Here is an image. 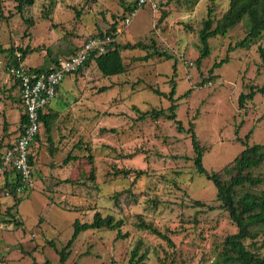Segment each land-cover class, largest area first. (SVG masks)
<instances>
[{"label": "rangeland", "instance_id": "rangeland-1", "mask_svg": "<svg viewBox=\"0 0 264 264\" xmlns=\"http://www.w3.org/2000/svg\"><path fill=\"white\" fill-rule=\"evenodd\" d=\"M134 1L36 0L20 13L16 0H0V155L13 142L23 113L12 74L15 59L21 58L19 49H35L23 61L25 66L50 65L54 56L76 50L113 23L121 27L129 14L125 7ZM155 2L156 8L143 5L118 36L122 43L149 45L123 49L125 73L105 76L93 62L62 81L52 102V111L59 115L49 134L42 123L35 144L29 189L20 193L23 200L13 212L6 208L15 197H3L0 203V258L9 264H129L139 242L148 253L140 264H213L226 236L237 231L216 200L213 182L196 170L191 135L177 125L187 130L194 123L210 171L222 172L245 148L238 138L245 139L251 130L249 143L264 144V94L239 107V97L250 85L264 86V60L258 50L264 47V34L250 47L229 52V45L247 33L244 21L227 35L211 38V54L198 66L202 21L209 8L220 19L230 0ZM164 12L167 16L160 20ZM150 45L164 52L162 57L153 53L141 59L153 52ZM227 54L229 61L210 80L212 65ZM171 95L177 103L176 120L142 117L153 108H168ZM69 154L79 159L65 163ZM123 169L130 174H117ZM138 171L143 174L136 177ZM254 172L264 174V164ZM195 200L213 208L198 206ZM96 212L123 220L128 237L90 228L67 248L75 220L90 222ZM140 218L167 232L174 245L141 229ZM245 243L264 256V235ZM64 249L69 255L63 261Z\"/></svg>", "mask_w": 264, "mask_h": 264}, {"label": "trees", "instance_id": "trees-1", "mask_svg": "<svg viewBox=\"0 0 264 264\" xmlns=\"http://www.w3.org/2000/svg\"><path fill=\"white\" fill-rule=\"evenodd\" d=\"M16 1V8L17 11L20 13H23L26 7L32 6L36 2V0ZM142 6L140 5L139 0H136L134 1V3L127 5L125 7V10H127L129 14L122 18L123 20L121 25L123 24L124 20L132 14V12H134L136 9H140ZM0 15H3L1 7ZM165 16H167V13H162L160 20H162ZM244 21L246 22V25L248 27L247 33L241 40L229 45V52L238 48L250 47V45L256 43L257 40L260 39L261 36L264 34V0H230L229 8L220 19H216L213 16V9L209 8L207 17L202 21V27L199 31V39L202 54L196 61L198 66L201 65L202 58L211 54V47L209 45V40L211 38H216L220 35H227L232 28ZM187 27L190 30L193 29L190 26ZM118 28L119 25L117 22H115L113 23L110 29H108L104 33L101 32L100 34L95 36L100 37L109 35L114 37V40L107 45V50L104 53L99 54L95 51L91 52L88 55V58L86 59L84 64L79 67L75 72L82 73L85 68L89 67L94 62L105 76L122 74L125 73L127 69V66L122 56L123 49L149 48L148 44L141 41L135 43L119 42L117 39L120 34H116ZM86 41H84L76 50L68 52V54L65 56H61V54L58 57L54 56L51 60L52 64L43 67L25 66L23 64V61L26 59L27 55L35 51V49L30 48L29 46L21 48L19 49L21 58L15 59L14 67L23 66L38 71L54 70L57 68L59 64V59L61 57H67L76 53ZM150 46H153V52L147 53L146 55L141 57V59L148 60L153 53L162 57V54L164 52H161L157 48H155L156 45ZM258 50L261 58L264 60V47L259 46ZM166 57L168 58L170 57V55L167 54ZM229 59V54H227L224 58L214 62L211 69L209 70L210 80L214 78V71L223 66V64L228 62ZM15 84L17 86L19 85L18 82H15ZM60 85L58 86V90L60 88ZM191 91L192 89L188 90L184 94V96L189 95ZM259 92L264 94V86H259L255 84L249 86L248 92H242L239 97L240 109L246 108L247 102L249 100H254L256 94ZM173 93L174 90L172 91V94ZM19 100L21 102V98H19ZM171 101V105L168 108H153L152 110L143 112L142 117L150 115L156 119L164 117L166 119L176 120L177 103L175 102L173 95H171ZM21 108L23 110L22 104ZM52 110L53 108L48 105L46 109L42 110L40 113L41 122L43 123V127L48 134L51 132L52 123L59 115L58 112ZM27 124V116L23 111L21 121L16 131V135L14 137L13 142L19 139V137L24 133ZM194 126V123L191 122L190 127L186 130L183 125L178 123L177 130H179L180 132L187 131L191 135V142L195 152V157L193 160L197 172L201 175H204L207 179L213 182V184L217 188L216 200H218L221 203V206L226 211H228L230 218L238 228L236 232L226 236L223 241V248L220 251L218 258L215 260V262H213V264H264V256L260 255L256 251L250 250L245 243L248 239H251L252 242H255V240H257V238L261 234L264 235V188L261 187L264 184V174L261 172L255 174L254 172L256 169L260 168L264 164V144L249 143V138L253 132V130H251L246 135L245 139H242L240 137L238 138V140H241L242 143L245 145V148L242 150V152L238 156H236L231 163L225 165L222 169V172L213 170L210 171L204 165L203 157L205 150L198 139ZM114 130L115 129H111V131ZM41 134L42 133L40 131L35 139V142L33 143V154L30 156V163L32 165V168L34 167L35 161V144L41 138ZM48 140L50 141V143H52L51 136L48 137ZM3 142L4 141L0 143V148L3 146ZM8 146L9 148H11L13 146V143L8 144ZM77 159H79L78 156L69 154L64 159V162L69 163L71 160ZM1 161L2 159L0 155V162ZM130 172V170L123 169L121 171L118 170L117 174L121 173L124 176H128ZM142 174L143 171H138L136 177H139ZM68 181L69 180L66 179V182ZM20 187H23V183L21 182L20 177L17 175L15 169H12L7 173L4 182L0 184V192L9 190L13 194L12 196L16 198L15 203L9 205L6 208L8 212H13V209L22 202L23 198L21 197L22 195L20 193L26 192L29 189V186L26 185L24 188H22L21 191H19L18 189ZM195 204L198 206H209V208H213L211 205H207V203H204L199 200H195ZM10 223L13 222L11 221ZM123 224V220H116L115 217L112 215L104 217L101 215L100 212H96L93 217V220L90 222H82L80 221V219H76L74 222L75 232L72 240L69 241L67 248L72 245L73 241L78 237V235L82 231L90 228L98 230L103 228H107L113 231L116 230L117 238L124 239L128 237V233H123ZM138 226L141 229L148 230L153 234L157 235L158 237L168 241L169 244L174 245L169 234L159 229L153 223H148L143 218H140ZM141 250L142 243L139 242L132 251L129 264H140L147 259V251L145 250L143 252ZM68 255L69 251H67L66 249L61 251L63 261L67 259ZM1 259L6 260L5 258Z\"/></svg>", "mask_w": 264, "mask_h": 264}, {"label": "built area", "instance_id": "built-area-1", "mask_svg": "<svg viewBox=\"0 0 264 264\" xmlns=\"http://www.w3.org/2000/svg\"><path fill=\"white\" fill-rule=\"evenodd\" d=\"M139 3L141 6L151 3L152 8L157 7L155 0H139ZM138 10L136 9L124 20L121 27L117 29V35L123 32V26H129L131 18L137 14ZM113 40L114 37L109 35L91 38L76 53L61 57L57 68L51 71H38L23 66L12 68L14 80L19 83L21 104L27 116L28 124L19 139L12 142L13 146L6 148V152L1 155L0 184L4 182L7 173L15 169L23 183V187L18 190L21 191L26 185H31L33 168L30 163V156L33 154V143L42 127L41 111L52 103L58 93V86L66 76L81 67L91 52L104 53L107 50V45ZM12 195L9 190L0 192V202L3 197H11ZM0 264L9 263L0 258Z\"/></svg>", "mask_w": 264, "mask_h": 264}, {"label": "crops", "instance_id": "crops-1", "mask_svg": "<svg viewBox=\"0 0 264 264\" xmlns=\"http://www.w3.org/2000/svg\"><path fill=\"white\" fill-rule=\"evenodd\" d=\"M17 88H18V90H19V95H20V98H21V91H20V89H19V87L17 86ZM53 102V101H52ZM50 106H51V108H53L52 107V103L50 104ZM1 155H2V153H1Z\"/></svg>", "mask_w": 264, "mask_h": 264}]
</instances>
